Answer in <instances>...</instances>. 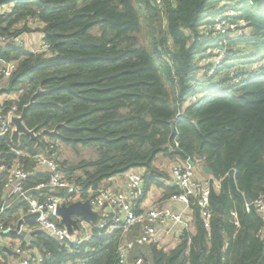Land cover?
<instances>
[{
  "label": "trees",
  "instance_id": "16d2710c",
  "mask_svg": "<svg viewBox=\"0 0 264 264\" xmlns=\"http://www.w3.org/2000/svg\"><path fill=\"white\" fill-rule=\"evenodd\" d=\"M8 3L13 5L0 20V35L31 32L20 22L27 14L36 15L51 53H33L0 40V58L17 62L0 96L26 88L2 104L7 109L15 104L19 113L39 86L44 90L26 110L25 125H58L59 137L50 139L96 153L71 167L63 159L69 180L95 189L107 178L145 169V185L161 186L150 175L157 154L180 161L201 159L210 177L220 180V187L209 193V227L191 204L196 233L183 231L168 252L150 244L144 264H264L261 216L244 207L246 195L251 200L264 197V67L248 69L242 79L230 76L264 61V0H163V11L153 0H0V6ZM237 3L249 34L228 41L222 64L198 85L200 61L220 41L206 35V24ZM189 93H199L200 100L183 104ZM172 119L175 132L170 137ZM11 147L8 137L0 138V160L32 165ZM17 150L23 151L22 142ZM41 180L36 177L28 185ZM175 192L176 187L170 190ZM36 235L38 250L50 253L44 264H114L121 231L93 237L71 254L52 237Z\"/></svg>",
  "mask_w": 264,
  "mask_h": 264
},
{
  "label": "built area",
  "instance_id": "2783aa9c",
  "mask_svg": "<svg viewBox=\"0 0 264 264\" xmlns=\"http://www.w3.org/2000/svg\"><path fill=\"white\" fill-rule=\"evenodd\" d=\"M245 1L253 4V0ZM153 2L160 11H163V0H153ZM12 5V3H8L0 6V20L7 18ZM241 6L237 3L235 7H227L219 16L213 20L210 19L212 20L211 23L206 24L205 31L214 38H219L220 41L212 48L208 57V69L204 70L202 77L196 79L198 85L206 78L211 77L216 71V66L222 64L223 58L226 56L228 41L248 36L247 22L239 18ZM20 24L32 31L23 32L17 36L0 35V40L22 46L33 53L45 55L51 53L50 45L39 30L42 23L36 15H25ZM29 33H32V36L35 35L37 40L34 38L35 36L31 40L26 39ZM16 65V61H5L0 58V86H6V82ZM262 67H264V63L260 62L249 70L253 72ZM244 77V72H242L238 79ZM25 89L20 88L16 93L0 98V138H9L12 128L10 116L12 113H17L15 104L7 109L2 104L3 101L16 99ZM200 98L199 93L191 95L189 93L183 104H194ZM41 140L46 151L42 150L33 155L11 147L15 155L31 159V166H23L19 159H13L9 164L0 160V245L11 251L9 255L0 248V264H44L50 253L41 252L37 247L25 242V239L31 235L29 232L33 233L36 229L63 244L67 252L71 254L73 247L80 246L93 237L109 235L113 230H120L122 237L123 233L136 223L142 224L141 233L131 240L119 239L114 264H144L147 258L141 248L136 253H132V249L135 246L149 244L158 246V238L151 223L170 220L180 228V236L183 231L187 230L192 221L189 214L184 210H175L172 203H179L184 208L196 204L204 226L209 227L212 217L209 208V193L211 188L220 187V180L212 179L210 176L197 178L194 167L188 162V159L183 164H172L169 169L172 178L171 184L178 188V192L169 195L166 200L167 203L159 200L148 206H143L141 203L144 199L145 169H131L119 174L124 177V184L121 188H110L102 185L95 189H83L69 180L62 168L63 145L50 139L48 135H42ZM200 162L201 159H195L193 164ZM36 177H42L43 180L34 186H29L28 182ZM32 190L38 192L36 196L30 193ZM50 190H53V193H49ZM58 190L63 193L60 194V191L56 193ZM86 199L89 200L92 209L98 213L96 222L92 223L75 215L73 218L76 221V227L73 226L72 230L69 231L66 226L60 223L61 217L56 212L58 206L63 203L69 204ZM17 201L26 204L25 213L38 214L34 221L27 225L26 233L28 236L24 235L21 238V231L26 227V223L21 225L19 230H16L17 221L15 223L8 221L9 211ZM244 207L246 211L253 208L261 216L262 223L259 235L264 240V197L258 196L250 203L245 201ZM232 216H236L234 212H232ZM60 264H85V260H69Z\"/></svg>",
  "mask_w": 264,
  "mask_h": 264
},
{
  "label": "crops",
  "instance_id": "0c3cea01",
  "mask_svg": "<svg viewBox=\"0 0 264 264\" xmlns=\"http://www.w3.org/2000/svg\"><path fill=\"white\" fill-rule=\"evenodd\" d=\"M34 36H32V33H29V35L26 36V39L31 40L33 39ZM2 88V86H0ZM4 94L1 97H3ZM179 163L183 164L184 161L176 160V158H170L168 156H165L164 154H157L155 159L152 162V174L151 176L154 175L156 180H159L160 182H163L161 186L156 185L155 183H150L146 184L144 182V199L141 203L143 206H148L152 202L155 201H162L164 203H167V197L170 194V190L174 188L172 186V178L170 176V166L172 164ZM195 175L197 178H203L205 176H210V173L207 174L204 172L203 167L204 165L201 163H194L193 164ZM159 178H163L164 180H160ZM124 184V177L123 175H115L110 178H107L102 181L100 186H107V187H112V188H121ZM35 191V190H32ZM31 191V192H32ZM61 190L56 191L58 193ZM30 192V193H31ZM49 192L53 193V190H50ZM55 192V191H54ZM169 194V195H167ZM172 206L175 210H184L187 214H189L192 217V221L190 225L188 226L187 232L189 235H194L196 233V226H195V221H194V215L195 211L193 208L188 207L184 208L181 204L179 203H172ZM25 208L26 204L24 202L17 201L16 204L12 209L9 211V218L8 221L15 223L18 218H20L24 213H25ZM197 213V212H196ZM153 228L155 229L156 232V237L158 238V246L162 248L165 252H168L172 249H174L180 242L179 239V233H180V228L172 223L170 220H164V222H153L151 223ZM30 225V223L25 224ZM32 225V224H31ZM142 230V224L141 223H136L132 228L127 230L126 232L123 233V236L121 237L123 240H131L135 236L141 233ZM37 232H31V235L28 236L25 239L26 243H30L32 246L37 247V249L41 248L40 243L37 241ZM149 245H147V255H149ZM9 255L11 254V251L9 250ZM13 257V256H12Z\"/></svg>",
  "mask_w": 264,
  "mask_h": 264
},
{
  "label": "water",
  "instance_id": "95a60500",
  "mask_svg": "<svg viewBox=\"0 0 264 264\" xmlns=\"http://www.w3.org/2000/svg\"><path fill=\"white\" fill-rule=\"evenodd\" d=\"M44 90L39 86L36 91L30 96L29 101L27 104H25L21 111L19 113H12L10 116V121L12 123L11 133L9 135V140L13 148H20L21 146V139L22 137H26L28 141L34 142V149L37 147L42 148L44 151H46V147L44 143L41 140L42 135H48V136H58V125L55 126L52 129H38V127H34L29 129L25 123V114L26 110L32 106L35 103V97L42 93ZM170 125V137L175 132V119H172L169 121ZM166 147L170 149V151H173L171 149L170 143H167ZM98 150V148H97ZM188 162L193 166V161L191 159H188ZM203 170L205 173L209 174L210 169L206 166L203 167ZM152 171H150V174H152ZM246 202L250 203L251 199L248 195H246ZM219 211H221V208L218 207ZM57 214L61 217L60 223L67 227L69 231L72 230V227H76V221L73 218V216H81L83 219L88 220L92 223L96 222V219L98 217V213L92 209L91 204L88 199L84 201L77 200L75 202L69 203V204H61L57 208ZM38 216L37 213H25L23 214L16 222V230L20 229V226L24 223H32L34 219ZM34 232H40V230H34ZM31 234V232H29ZM25 236H28V233L25 234ZM0 248L9 253V250L0 245Z\"/></svg>",
  "mask_w": 264,
  "mask_h": 264
},
{
  "label": "rangeland",
  "instance_id": "374dc122",
  "mask_svg": "<svg viewBox=\"0 0 264 264\" xmlns=\"http://www.w3.org/2000/svg\"><path fill=\"white\" fill-rule=\"evenodd\" d=\"M223 4L224 3H221V4L217 5L215 9L218 10L220 7L223 6ZM93 32H96V29H94ZM205 33H206V35H209L208 32L205 31ZM34 38L37 40L36 36ZM211 52H212V47L208 48L207 51H206L207 58L201 59L200 64L202 66V71L197 74L195 79H198V78L202 77L203 74H204V70L208 69V67H207L208 66V62H209L208 57L210 56ZM260 62L264 63V61H259V62H255L253 64L248 65L249 67L247 66V69L244 68V67L239 68V69L235 70L234 72H231L230 76H237V79H238V76L242 72H246L252 66H257ZM21 142H22V150L24 152H27L29 154H35V153H38V152L42 151V149L40 147L34 149L33 148L34 142L28 141V139L26 137H22ZM62 156H63V159L66 160V163L64 164L65 167H71L72 165L76 164L81 159L91 160V159L95 158L96 157V153H95V150L93 148L84 147V146H81V145H77L75 148H73L70 145H65V146L63 145ZM159 179L160 180H164L163 178H159ZM26 232H27V226L21 231L20 238L23 237ZM139 248H141L142 252H144L147 255V253H148L147 252V245L135 246L132 249V253H136Z\"/></svg>",
  "mask_w": 264,
  "mask_h": 264
}]
</instances>
